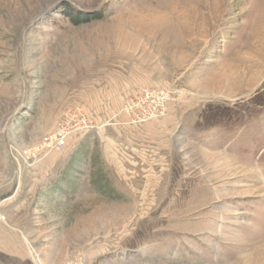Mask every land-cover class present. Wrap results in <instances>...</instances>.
Returning a JSON list of instances; mask_svg holds the SVG:
<instances>
[{"label":"rangeland","instance_id":"1","mask_svg":"<svg viewBox=\"0 0 264 264\" xmlns=\"http://www.w3.org/2000/svg\"><path fill=\"white\" fill-rule=\"evenodd\" d=\"M37 260L264 264V0H0V264Z\"/></svg>","mask_w":264,"mask_h":264},{"label":"built area","instance_id":"2","mask_svg":"<svg viewBox=\"0 0 264 264\" xmlns=\"http://www.w3.org/2000/svg\"><path fill=\"white\" fill-rule=\"evenodd\" d=\"M156 98H152L151 94H145V101L147 102L145 108L146 117H151L154 114L159 115L165 111L164 97L156 96ZM136 105H138V99L128 102L125 110L134 111L137 109ZM90 128V125L87 123V117L80 109H66L63 112V118L57 130L44 138L42 137L43 142L49 149L57 151L65 147V142L72 133L81 134Z\"/></svg>","mask_w":264,"mask_h":264},{"label":"trees","instance_id":"3","mask_svg":"<svg viewBox=\"0 0 264 264\" xmlns=\"http://www.w3.org/2000/svg\"><path fill=\"white\" fill-rule=\"evenodd\" d=\"M65 7H60L59 8V13H62L68 17H70L74 23H79V22H84V21H90V20H94L96 18H99V15H93L90 17V14L88 15V13H83L80 11H74L75 14L73 13V10L69 7H67L66 4H64Z\"/></svg>","mask_w":264,"mask_h":264},{"label":"bare ground","instance_id":"4","mask_svg":"<svg viewBox=\"0 0 264 264\" xmlns=\"http://www.w3.org/2000/svg\"><path fill=\"white\" fill-rule=\"evenodd\" d=\"M38 261V260H37ZM38 263H39V261H38ZM40 264V263H39Z\"/></svg>","mask_w":264,"mask_h":264}]
</instances>
